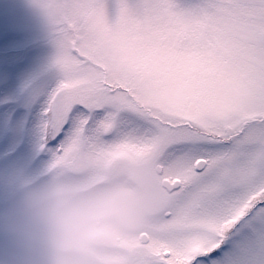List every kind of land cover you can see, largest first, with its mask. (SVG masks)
Masks as SVG:
<instances>
[{
  "label": "snow or ice",
  "instance_id": "1",
  "mask_svg": "<svg viewBox=\"0 0 264 264\" xmlns=\"http://www.w3.org/2000/svg\"><path fill=\"white\" fill-rule=\"evenodd\" d=\"M41 54L0 26V182L151 153L175 198L131 264H264V0H79Z\"/></svg>",
  "mask_w": 264,
  "mask_h": 264
},
{
  "label": "clouds",
  "instance_id": "2",
  "mask_svg": "<svg viewBox=\"0 0 264 264\" xmlns=\"http://www.w3.org/2000/svg\"><path fill=\"white\" fill-rule=\"evenodd\" d=\"M79 0H27L43 30L71 31ZM149 152L119 147L99 164L53 172L0 209L19 264H131L175 198Z\"/></svg>",
  "mask_w": 264,
  "mask_h": 264
},
{
  "label": "rangeland",
  "instance_id": "3",
  "mask_svg": "<svg viewBox=\"0 0 264 264\" xmlns=\"http://www.w3.org/2000/svg\"><path fill=\"white\" fill-rule=\"evenodd\" d=\"M0 26L10 29L18 37L16 47L18 50L27 47L34 55L41 54L38 46L41 39V29L27 7V0H0ZM4 93L0 91V99ZM23 184L13 178H4L0 182V209L13 199L22 189ZM0 264H19V257L14 246L0 235Z\"/></svg>",
  "mask_w": 264,
  "mask_h": 264
}]
</instances>
